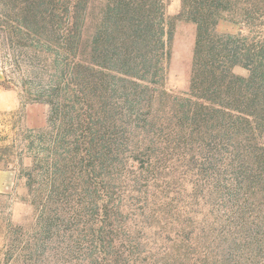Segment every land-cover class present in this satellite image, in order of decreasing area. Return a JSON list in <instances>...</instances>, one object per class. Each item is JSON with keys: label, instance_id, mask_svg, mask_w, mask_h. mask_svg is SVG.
<instances>
[{"label": "rangeland", "instance_id": "374dc122", "mask_svg": "<svg viewBox=\"0 0 264 264\" xmlns=\"http://www.w3.org/2000/svg\"><path fill=\"white\" fill-rule=\"evenodd\" d=\"M106 3L88 5L85 55L61 80L65 110L74 118L56 151L64 179L46 189V168L48 178L42 182L38 173L30 184L32 193L43 191V203L51 190L58 196L56 224L41 238V264H264V0H232L233 22L218 27L231 35L235 66L229 89L213 102L201 92L207 109L200 134L190 133L195 126L178 109L197 96L189 90L196 26L180 18V0L161 3L166 48L159 52L121 21L104 26V14H113L102 9ZM61 27L68 28L65 18ZM45 62H32L45 73L34 89L54 88L56 72ZM251 74L259 82L248 88ZM12 75L0 62V84L10 87L0 85V146L42 136L53 157L59 124L47 105L25 103L29 79L9 83ZM11 166L2 180L8 188L0 192L8 196L1 204L11 206L0 214V251L6 213L20 226L13 240L25 243L41 233L40 207L33 211L26 180L15 161ZM6 259L0 256V264Z\"/></svg>", "mask_w": 264, "mask_h": 264}, {"label": "trees", "instance_id": "16d2710c", "mask_svg": "<svg viewBox=\"0 0 264 264\" xmlns=\"http://www.w3.org/2000/svg\"><path fill=\"white\" fill-rule=\"evenodd\" d=\"M103 1L107 3L102 9L108 7V10L113 14L112 17L104 14V21L102 16L99 25L103 21V25L106 26L107 21L113 20L119 26L118 22L121 21L128 26L127 32H130L132 37L136 36L137 40L143 38L142 42L146 46L151 44L157 52L166 48L163 40L165 21L158 14L163 0ZM90 2L92 0H0V52L3 54L0 55V62L13 74L9 83L14 80L21 84L24 77L28 78L29 80L23 83L24 89H22V98L25 103L47 105L51 117L53 115L51 122L55 121V124H59L53 157L49 154L52 150L46 149L45 144L42 143V136L27 137L25 144L24 141L22 143L20 141L19 145H16V140L13 139L10 141L9 147L0 146V163L4 164L0 167V171L12 170L11 165L14 161L16 162L20 177L26 180L24 185L27 189L26 197H30L29 205L33 211H37V205L40 207V214L36 221L41 231L25 243L13 240L12 235L20 226L11 220L10 213H6L0 256L7 257V259L2 264H41L39 254L45 252L44 242L41 238L47 235L46 238L50 237L51 228L57 221L56 216H59L58 208L54 204V200H58L55 191L51 190L43 203L44 198L41 197L43 191L32 193L30 184L32 180H38V173L42 182L48 178L46 168L51 169L46 189L49 184L52 189L56 187L65 176L64 168L60 166L56 151L63 146L60 135L69 129V123L74 121V118L69 115V110H65L63 102L67 97L61 89V80H64L65 75L71 69L72 61L77 56L85 55V53H81V48L87 33L85 13ZM232 4V0H180V18L196 26L189 90L191 94L197 96H195L194 102L187 101L178 107L180 114L181 111L183 112L182 121H190L195 126L190 128V133L199 132L200 134V126L204 122V111L207 108L200 102L201 92L208 95L207 100L211 103L217 93L230 87V74L235 66L234 53L230 50L232 38L226 32H219L218 27L233 22V16L228 11ZM62 18H65L68 24L67 29L61 27ZM107 28H105V32ZM168 28L166 41L170 45L173 30V25L170 22ZM99 30L101 29L99 28ZM54 46L57 50L53 54ZM17 49L22 53V56L16 54ZM18 57H21L24 63L18 61ZM33 61L52 62L51 69L56 72L54 88L49 89L50 85L46 90L41 87L38 89L32 87L37 82H41L45 75L43 70H37L38 67L32 65ZM255 75L251 74L246 78V87L249 88L253 84V80L259 82L258 75ZM1 87L10 88L8 85H1ZM66 88L68 90V85ZM247 106L249 105L247 104ZM180 114L177 120H179ZM209 126L211 127L213 124ZM35 131L38 133L42 129L39 128ZM199 134L195 135L194 141L198 140ZM3 142L0 140V144ZM45 154L48 155L45 157ZM25 160H29V166L24 165ZM7 197L5 194H0V214L9 212L11 209L9 204H1V200ZM24 203H28V199L24 200ZM99 232L97 233L98 238H100ZM18 248L21 250L20 255L14 259L12 252L14 250L17 252ZM25 252L29 254V259L23 258Z\"/></svg>", "mask_w": 264, "mask_h": 264}, {"label": "crops", "instance_id": "0c3cea01", "mask_svg": "<svg viewBox=\"0 0 264 264\" xmlns=\"http://www.w3.org/2000/svg\"><path fill=\"white\" fill-rule=\"evenodd\" d=\"M9 175L8 171H0V192L1 190L8 188V184L4 181H2L5 177H7Z\"/></svg>", "mask_w": 264, "mask_h": 264}]
</instances>
